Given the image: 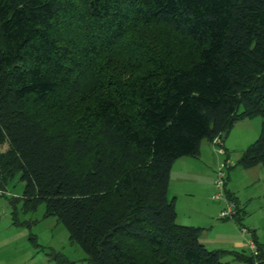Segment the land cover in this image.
Returning <instances> with one entry per match:
<instances>
[{
    "label": "trees",
    "instance_id": "trees-1",
    "mask_svg": "<svg viewBox=\"0 0 264 264\" xmlns=\"http://www.w3.org/2000/svg\"><path fill=\"white\" fill-rule=\"evenodd\" d=\"M257 116L245 169L264 166V0H0V188L20 175L90 264H264L257 239L209 249L169 193L178 159Z\"/></svg>",
    "mask_w": 264,
    "mask_h": 264
},
{
    "label": "rangeland",
    "instance_id": "rangeland-1",
    "mask_svg": "<svg viewBox=\"0 0 264 264\" xmlns=\"http://www.w3.org/2000/svg\"><path fill=\"white\" fill-rule=\"evenodd\" d=\"M262 124V116L245 118L237 121L233 129L224 136L223 140L228 148L231 149L227 141L237 145V151L230 153V164H226V155L211 152L209 161L206 162L208 170L203 168L205 161L200 164L197 162L198 165L195 164L192 168L195 178L201 180L205 176V181L200 183V187H205L209 198L205 191L201 190L194 199H190V160H181L176 165L170 197H173V194L179 196L178 212L182 218H189V201L201 210L209 208L205 215L194 212V217L197 219L196 223L206 226L200 239L211 250L245 251L251 255L249 248L238 249L234 242L240 238L248 243L250 239L256 238L264 251V166L245 169L239 164L242 150H246L259 138ZM206 143L209 144L207 140L203 142L204 145ZM201 168L204 169L203 172H200ZM220 168L227 176L224 191L236 198L242 210L243 217L240 222L235 218L220 217L221 210L226 205L224 200L227 195L226 192L224 197L217 198L218 189L214 180ZM24 187L20 175H17L10 179L4 188H0V264H90L85 251L70 239L65 225L55 216L46 215L45 204L39 205L35 210L25 208L22 199ZM201 216L203 219H200ZM243 228L247 229V235H243ZM223 260L227 264H249L236 259L230 253L225 254Z\"/></svg>",
    "mask_w": 264,
    "mask_h": 264
},
{
    "label": "crops",
    "instance_id": "crops-1",
    "mask_svg": "<svg viewBox=\"0 0 264 264\" xmlns=\"http://www.w3.org/2000/svg\"><path fill=\"white\" fill-rule=\"evenodd\" d=\"M209 142V144L208 143H206L205 145L203 144L202 145V148H201V155L199 156V157H197V158H194V157H184V158H181V159H178L175 163H174V165H173V169H172V174H171V182H170V188H169V193L171 192V190H172V185H173V175H174V171H175V168H176V165L181 161V160H185V159H188L189 158V160H190V162H189V165L191 166V169L189 170V175H191V176H189V177H191V183H189V197H190V199H194L195 198V195L196 194H199L200 193V191L201 190H204L205 191V194L207 195V197L209 198V192L208 191H206L205 190V187L204 186H202V187H200V183H204V181H205V179L203 180V178L205 177V176H203V178L200 180V179H197V178H195L194 177V175H193V170H192V168L194 167V166H196V165H198L197 164V162L200 164V162L202 161V162H204L205 161V163H204V167L203 168H205V170H208V164H206V162H208L209 160V155L211 154V152H215L214 154H218V155H226L227 157H226V163H231L230 162V158H232V156L230 155V153L231 152H235V151H237L236 150V147H237V145H234L232 142H230V141H227L228 142V145L231 147V149L230 148H228L227 147V144L224 142V140L222 141V144H217V143H211L210 141H208ZM212 144H214V145H212ZM243 144H244V142L243 143H241V146H243ZM215 145H219V146H221L223 149H225L226 151H227V153H222L221 151H220V148H217V147H215ZM223 145V146H222ZM227 148H226V147ZM212 147H214V150H216V151H212ZM234 150V151H233ZM244 152V150H242V153ZM211 156V155H210ZM214 156V155H213ZM241 156H242V154L239 156V158H241ZM212 158V157H211ZM196 164V165H195ZM226 165V164H225ZM207 168V169H206ZM204 171V169H202L201 168V171L200 172H203ZM214 183H215V180H214ZM174 196L173 197H176V200H177V212H178V203H179V196L177 195V194H173ZM221 200V199H220ZM225 202H226V200H224ZM225 204V203H224ZM227 206V204L224 206V208ZM222 207H223V205H222ZM220 208V207H219ZM223 208V209H224ZM222 209V210H223ZM208 210H209V208H208ZM208 210H205L206 212H208ZM221 210V211H222ZM204 210H201V209H199L196 205H194V204H192L190 201H189V218H187V217H184V218H182V217H180L179 216V212H178V220H179V222L181 223V224H183V225H189V226H201V227H203V228H206V226H204L203 224H201V223H196L195 221H197V219L194 217V212H196V213H201V215H205V214H207L206 212H205ZM210 216V215H209ZM207 217V216H206ZM217 218V217H216ZM200 219H203V216H201V218ZM199 219V220H200ZM205 221H206V219H205ZM243 232V231H242ZM244 234L243 235H247L246 234V232H243ZM254 238V237H253ZM254 239H256V238H254ZM251 240V239H250ZM203 242V241H202ZM249 242V241H248ZM203 243H205V242H203ZM235 245L237 246V248L238 249H240V248H242V247H246V248H249L248 247V243H246V240L245 239H240V238H238L237 240H235ZM250 250V249H249Z\"/></svg>",
    "mask_w": 264,
    "mask_h": 264
},
{
    "label": "built area",
    "instance_id": "built-area-1",
    "mask_svg": "<svg viewBox=\"0 0 264 264\" xmlns=\"http://www.w3.org/2000/svg\"><path fill=\"white\" fill-rule=\"evenodd\" d=\"M214 143L222 144V142L219 138L215 139ZM220 151L222 153L225 152V150L222 147L220 148ZM225 178H226V172L222 168H220L218 170L216 178H215V185L218 189L217 198L223 197V187H224V183H225ZM236 212H237L236 211V205L233 203L229 204L227 202V206L221 211L220 217L222 219H230V218H233L234 215H236ZM242 231L246 232L247 229L243 228ZM248 247L251 250V252H253L255 255L258 254L257 247H256L253 240H249ZM255 264H260V261H256Z\"/></svg>",
    "mask_w": 264,
    "mask_h": 264
}]
</instances>
